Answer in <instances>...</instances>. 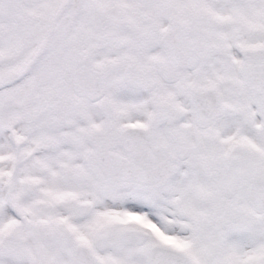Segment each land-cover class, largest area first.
<instances>
[{
  "label": "snow or ice",
  "instance_id": "snow-or-ice-1",
  "mask_svg": "<svg viewBox=\"0 0 264 264\" xmlns=\"http://www.w3.org/2000/svg\"><path fill=\"white\" fill-rule=\"evenodd\" d=\"M0 264H264V0H0Z\"/></svg>",
  "mask_w": 264,
  "mask_h": 264
}]
</instances>
